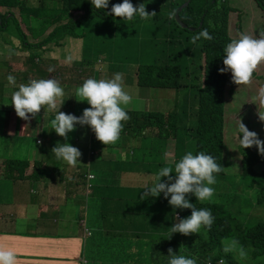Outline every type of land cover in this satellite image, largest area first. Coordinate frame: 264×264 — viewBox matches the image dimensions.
<instances>
[{"label":"trees","instance_id":"obj_1","mask_svg":"<svg viewBox=\"0 0 264 264\" xmlns=\"http://www.w3.org/2000/svg\"><path fill=\"white\" fill-rule=\"evenodd\" d=\"M10 1L13 2L11 13L6 12L3 15L0 12V18L12 20L16 25L24 24L28 34L32 36L44 35L43 40L36 42L37 45L43 46L48 41L59 38V35L76 34V27L80 24L83 26L91 22L94 26L97 19L104 20L106 18L102 17L109 13L104 9H95L90 0H56L52 5L41 1L39 6L29 5L26 0H0V7L8 6ZM185 1L187 0H169L167 4L169 12L159 21L153 32L155 35L152 36V41L155 45L162 46L168 43L166 49L171 47L166 59L169 65L166 63L144 65L140 67L138 77L140 86L173 87L179 91V101L175 109L168 113H157L130 108L126 110L130 118L123 122L122 132L141 135L139 147L142 143H150L148 153L138 150L132 159H139L144 163L146 159L145 167L153 175L164 166L174 167L169 165L164 157L166 141L160 134H153L154 130L160 131L166 137L164 139L170 136L175 140L173 159L176 162L188 152L194 155L204 152L214 157L223 168L224 112L226 86L230 76L228 72L221 74L219 69L225 67L223 49L233 39L229 34L228 15L235 12V9L230 8L228 3L230 0H190L188 5L179 9ZM255 2L264 12V0ZM15 8L20 11V20L16 17ZM78 11H84L87 15L84 16L82 12L77 15ZM173 11L175 17L169 19V13ZM176 13L179 19L176 18ZM238 17L240 18V14ZM32 18L39 21L37 24L39 27L31 24ZM65 20L67 21L64 22ZM204 28L208 29L213 39L207 41L202 38L196 44H192V36ZM87 29L91 31V28ZM117 29L124 31L125 34V26L118 24ZM159 34L165 39H161ZM17 35L20 39L22 36L23 44L30 45L27 43L26 32L20 30ZM77 36L83 37L84 33ZM177 43L180 45L175 46ZM185 46L188 47L187 50ZM35 57L37 56L33 53L28 60L35 61ZM101 68L106 69V66L102 65ZM103 74L110 76L108 73ZM195 98H198L197 103L190 108ZM149 128L150 134H146ZM239 150L242 153L241 173L236 174L237 177L231 185H224V178L228 176L224 170L214 174L216 183L210 187L215 189L221 185L225 188L229 186L235 204H241V192L256 189L258 192L255 200L249 199L257 203L249 207L239 206L235 215L222 203L211 199L197 201V198L190 194V202L198 209L211 210L214 223L211 229L201 226L196 234L189 236L172 234L170 227L178 223L179 219L189 217L191 209L173 208L168 202L170 197L166 199L163 193L158 197L140 196L139 199H135L127 193L114 195L112 186L110 184L105 186L101 201L104 225L111 228L112 234L119 233L125 236H129L127 228L134 225L137 227L136 231L130 234L139 239L127 243L125 248L123 244H119L118 246L122 247L121 252L117 253L119 258L128 260L129 264H140L143 258L145 260L149 256L148 264H169L168 249L171 248L177 255L196 259L197 264H218L220 260H223L224 264H264V168L261 170L257 168L264 160L255 150V146L244 149L239 143ZM18 161L20 163L16 160L7 161L13 178H22L29 166L27 159ZM134 165L139 168L143 166L138 162ZM102 166L101 174L106 179H113L116 176L118 163H103ZM11 168L19 171L14 173ZM171 175L175 177V173ZM162 182H168L167 178H162ZM113 202L121 209L115 210ZM254 210L260 212V221L256 223L254 219L257 213ZM88 235L92 236L93 232ZM232 240L239 242L237 251L225 253L223 250L225 245ZM114 246H116L114 243L109 244L111 249ZM241 246L247 253L246 258L238 255Z\"/></svg>","mask_w":264,"mask_h":264},{"label":"rangeland","instance_id":"obj_2","mask_svg":"<svg viewBox=\"0 0 264 264\" xmlns=\"http://www.w3.org/2000/svg\"><path fill=\"white\" fill-rule=\"evenodd\" d=\"M29 3L39 5L41 1L52 5L53 1L56 0H28ZM61 1V0H60ZM169 0H130L134 6L145 4V7L149 13L155 11L157 14L148 20H143L136 15L132 20H123L122 18L115 17L114 15H105L102 19H97L95 25L92 26L91 22L80 24L76 27V34L80 35L84 33V36H77L76 34L65 33L59 35L56 40L48 41L45 46L37 45L36 42L43 40L44 35L40 37L32 36L26 33L27 43L30 45L23 44L22 36L19 40L17 37L18 31L22 30L21 25H16L12 20H3L0 18V41L9 42L11 47L7 50L4 56L0 55V58H8L12 53L11 48H16L17 51H21L22 62L24 63L23 69L20 71L16 70L10 65H5L4 70L0 68V80L7 82L5 88V94H2L3 85L0 83V114L7 113L11 104L12 93L18 90L19 85H10L7 81L8 74H18L21 79V84H28L27 79H48L55 78L60 82V85L65 90V94L62 98V102L58 104L60 111L81 115L83 114V108H89L87 102H78L76 97H72L71 92L73 88H78L85 81L82 78L83 69L86 72L108 73L110 76H106V79H111L115 73L123 74L124 89L132 97L135 94H143L144 100L133 98L134 101H141L144 108L143 111H149L157 113H168L173 111L179 101V91L173 87H143L138 84V77L140 74V67L148 64H162L167 62V54H170L171 47L166 49L168 43H164L162 46L155 45L152 41V36L155 35V29L159 24V21L167 16ZM188 1V0H187ZM123 0H109V6L106 11L111 12V8L114 4L122 3ZM186 2V1H185ZM184 2V3H185ZM190 2V1H189ZM230 8H234L235 12H231L229 16V34L231 37L238 38L241 32L259 36L261 31H264V12L260 9L255 0H230L228 1ZM11 1L6 7H0L1 13L5 15L6 12L11 13L12 11ZM16 16L20 19L21 14L18 9H14ZM83 13L84 11L77 12L76 14ZM240 14V18L238 17ZM65 20L64 22H66ZM85 21V20H84ZM31 24L34 27H39V21L36 18L31 19ZM125 26L124 31L118 30L117 25ZM87 25V26H86ZM240 25V26H239ZM91 28V31L87 29ZM161 39H165L164 36L159 34ZM12 39L14 40L12 44ZM67 40V42H66ZM24 45V47H23ZM67 45V47H66ZM180 44H176L178 46ZM198 47V45H196ZM195 47V46H194ZM70 48V49H69ZM188 49L187 46L184 47ZM164 50V51H163ZM72 51V52H71ZM35 53L39 60L35 62L33 60L28 61V57ZM71 55L73 60L71 63L67 62V57ZM84 60V61H83ZM30 62V63H29ZM8 64V63H7ZM102 65L106 66V69L101 68ZM1 67V66H0ZM49 68L54 69L49 71ZM230 81L226 86V105L224 112V153H223V170L228 174L224 178V185H231L237 173H241V159L242 153L239 150V139L238 137L242 134L238 131L239 120L247 126L250 131H254L258 134L261 141H264V122L259 120L257 115V108L254 103H251L252 97L255 95L256 89L260 85H264V64H261L253 76V83L250 86H238L232 82V74L228 72ZM22 74V75H20ZM27 78V79H26ZM65 83H69L71 86H66ZM196 85V83H193ZM10 86L12 87L10 89ZM190 90H192L189 87ZM10 91L12 92L10 94ZM198 98H195L190 108L197 103ZM146 106V107H145ZM127 107V106H126ZM182 108V107H181ZM40 120L46 121V134L51 131V124L49 122V116L45 115V110L41 109ZM157 119V118H156ZM2 120V119H1ZM1 122V121H0ZM151 128L146 130V134H150ZM74 134L83 135L81 131L76 130L70 132L68 135ZM153 134L161 135L163 140L169 145L167 153L171 154L173 159L174 140L170 136L167 139L160 131L154 130ZM37 134H32L26 137L18 145L11 146L8 144H0V154L6 160L18 159L25 160L29 159L31 164L36 162L38 167L48 164L49 168L45 171L39 172V178L28 179L29 185H35L40 181L48 182L53 175L58 178L59 184H68L73 188H77L74 193L70 194L69 204L74 210L70 211L67 208V214L65 221L72 220V214L77 215L78 220H82V226L87 231L93 232L92 236L86 235L84 245V264H129L128 260L119 258V252L121 248L119 244H126L132 240L137 241L138 237L131 236L130 233L136 231V225L127 228L129 236L121 235L119 233L112 234L111 228L104 225L102 218V207H101V191L105 186L108 185L106 179L98 175V179H93L89 183H85L83 175L89 170L88 164L83 165L79 170H72L71 175L58 174V169L62 172L65 171L64 167L44 157L37 151L35 137ZM141 135H133V132H121L119 140L115 144L104 145L100 141H97L96 136L94 139L98 142L96 146H101V150L97 152L92 150L91 159L95 158L91 165L94 172L103 168L102 162H107L114 159H109L106 156L111 155L116 158L117 161H129L135 163H141L143 166L140 168L134 165L132 169V175H126L117 181V186L120 188H128V194L133 196L135 199H139L140 196L144 195L145 187L151 186L155 183V175L151 174L145 167L147 160L140 162V160L132 159L138 150L140 152L148 153L150 143H142L140 147L139 139ZM41 139V137H40ZM150 145V146H149ZM255 150L259 152V149L255 146ZM166 151V150H165ZM134 153V155H133ZM165 153V152H164ZM133 155V156H132ZM165 157V154H164ZM264 160V155H262ZM168 162V161H167ZM262 165L258 166L260 170L264 168V161ZM31 166V165H30ZM69 165L67 164V169ZM143 167V168H142ZM8 169V167H7ZM27 169H34L28 167ZM17 171H19L17 169ZM115 188L114 185H111ZM218 186V185H215ZM239 186L237 187L238 190ZM258 190L243 191L241 195V204H235L233 201L232 189L229 186L223 187L222 185L214 189V195L211 200L222 203L226 208L233 214L237 215V209L239 206L249 207L257 201L255 196ZM100 196V199H99ZM246 198L248 200H245ZM249 198H252L249 199ZM3 205V204H2ZM0 205V212L3 211L5 214L11 216V211L7 212L6 209H2ZM115 210H119L118 205L113 204ZM121 209V208H120ZM255 211V210H254ZM257 217L254 222L260 221V212H256ZM138 230V229H137ZM142 240V239H141ZM114 243L113 249L109 247V244ZM125 252V250L123 251ZM148 258L141 260L140 264H148ZM89 260V262H87Z\"/></svg>","mask_w":264,"mask_h":264},{"label":"clouds","instance_id":"obj_3","mask_svg":"<svg viewBox=\"0 0 264 264\" xmlns=\"http://www.w3.org/2000/svg\"><path fill=\"white\" fill-rule=\"evenodd\" d=\"M26 1L29 5H34L28 0ZM90 2L97 10H105L109 6V0H90ZM156 14L155 11L149 13L145 4L142 3L137 7L130 0H123L122 3L114 4L111 12L108 13V15H114L128 21L136 15H139L143 20H148ZM174 17L175 11L169 13V19ZM17 19L19 18L17 17ZM21 25L24 24L21 23ZM202 38L211 41L213 36L207 28H204L192 36L191 43L196 44ZM18 39L20 40V38ZM223 52L225 67L220 68L219 72L221 74L231 72L232 82L238 86L252 85L254 73L261 64H264V31H261L258 37L241 32L238 38L232 39L225 46ZM72 60L73 57L69 55L67 62L71 63ZM53 70L49 68L50 72ZM7 81L10 85H16V78L11 74L7 76ZM64 94V88L55 78L32 79L28 84H20L18 90L12 93L11 105L14 106L17 116L26 121L37 117L41 109L45 110V115L55 113L54 118L50 121L51 127L65 141L68 139V134L76 130L77 125L90 126L92 138L96 136V139L106 146L115 144L119 140L124 127L123 122L130 118L126 106L133 99L124 89L122 73H115L111 79L88 78L76 88L75 97H77V101H86L90 105L89 108L83 110L82 116L77 117L74 114L62 112L60 111L61 107L58 110V104L62 102ZM251 103L256 105L259 120L264 122V85H260L256 89ZM237 127L239 133L242 134V138L241 136L238 137L240 145L244 149L256 146L259 153L264 155V141L259 139L258 134L250 131L242 120H239ZM51 152L55 154L57 159H62L71 167H76L82 156L81 151L70 143H57ZM165 160L174 167H162L154 177L155 183L145 187L143 197H158L163 193L166 199L170 197L168 202L173 208L191 209L189 217L179 219L178 223L170 227L172 234L180 233L189 236L196 234L201 226H207L211 229L214 223L211 210L198 209L195 204L190 202L189 195H194L197 201L201 202L210 200L214 195V189L210 186L216 183L214 174L222 172L223 168L214 157L204 152L196 155L188 152L178 162L171 158L170 153H165ZM172 173H175V177L171 175ZM31 176L35 178L34 170ZM165 177L168 182H162V178ZM238 245L237 240H232L225 245L223 250L225 253L235 252ZM168 253L169 264H197L196 259L177 255L171 248L168 249ZM238 255L241 258L247 256L242 246L239 248ZM0 264H17L15 252L0 246ZM218 264H224L223 260H220Z\"/></svg>","mask_w":264,"mask_h":264},{"label":"crops","instance_id":"obj_4","mask_svg":"<svg viewBox=\"0 0 264 264\" xmlns=\"http://www.w3.org/2000/svg\"><path fill=\"white\" fill-rule=\"evenodd\" d=\"M21 26L22 30L26 32V26ZM17 37L19 38L18 35ZM14 40L17 39H12V44ZM10 45L9 42L5 43L0 41V55L4 56L11 47ZM11 50L12 53L8 58H0V68L4 70L5 65H10V67L22 73L21 70L24 66L21 57L22 52L17 51L14 47ZM36 60L39 59L35 57ZM13 76L16 78V84L20 85L21 79L18 77V74H13ZM82 78L84 80L88 78L99 80L106 79V76L104 74L99 75L98 73L86 72L83 69ZM27 81L29 82L31 80L27 79ZM0 83L3 85L2 94L6 95L5 88L7 82L0 80ZM65 85L71 86L69 83H65ZM75 90L76 88H73L71 92L73 98L75 97ZM132 98L144 100V92L143 94H134ZM131 103H133V100ZM131 103L127 105L126 110L133 108L134 110L143 111L144 108H139L143 106L141 101H134V104ZM146 110L148 111L149 108L146 107ZM29 115L31 116V114ZM47 115L49 116L50 122L54 118L55 113H49ZM76 116L79 117L81 115ZM0 121V144L15 146L34 133L37 134L35 137L37 151L44 157L64 167L65 171L62 172L58 169V174L69 176L72 174V170H79L87 163L90 168L83 175L86 184L93 179H98V175L102 176L101 170L94 172L93 168H91L92 163L96 161L95 158L91 159V152L92 150H96L97 155V152L101 150V146H96L98 140L96 141L92 138L90 126L77 125L78 131H81L83 135H68V139L65 141L63 137L55 133L52 127L51 131L46 134V121H41L40 115L30 118L27 121L23 120L17 116L14 106L11 104L7 113L3 115V118L0 114ZM57 143H70L81 151L82 156L76 167L68 166L69 168L67 169V163L62 159H57L55 154L51 152V149ZM165 150V153L169 150L167 142ZM106 157L114 160L102 162V164L118 163L119 168L116 170V176L113 179L103 177L106 179L108 185L115 186V188L112 186L114 195L128 194L127 191L129 189L120 188L117 186V181L126 175H132L134 162L131 158L129 161H117L111 155ZM11 160L19 162L18 159ZM7 161L0 154V205L3 204L1 207L2 209L5 208L7 212L11 211V216L5 214L3 211L0 212V246L9 248L15 252L17 264H84L86 261L84 259L85 238L90 231L86 233V229L82 226L83 221L78 220L75 213H71L72 220L65 221L67 208H70V211L74 210L68 204L70 194L74 193L77 188L75 189L68 184H59L56 175H53L48 182L40 181V183L31 186L27 180L39 178L38 170L45 171L49 168V165L46 164L43 167H38L36 162L31 164L29 160L28 167L34 168L35 178L31 176L32 169H27L22 178H13L10 173L11 170L7 169ZM11 169L14 173L17 172L16 168ZM103 196L104 192L101 191V201L103 200ZM113 203L116 204L115 202Z\"/></svg>","mask_w":264,"mask_h":264},{"label":"water","instance_id":"obj_5","mask_svg":"<svg viewBox=\"0 0 264 264\" xmlns=\"http://www.w3.org/2000/svg\"><path fill=\"white\" fill-rule=\"evenodd\" d=\"M189 1H190V0L186 1L185 3H183V4L179 7V9H182L183 7H185L186 5H188V4H189ZM176 18L179 19V15H178V13H176Z\"/></svg>","mask_w":264,"mask_h":264}]
</instances>
